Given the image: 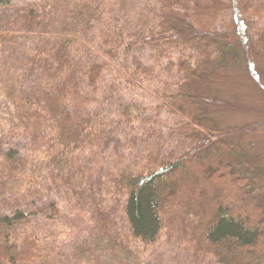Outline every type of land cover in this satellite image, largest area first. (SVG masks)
Masks as SVG:
<instances>
[{
	"label": "trees",
	"instance_id": "obj_1",
	"mask_svg": "<svg viewBox=\"0 0 264 264\" xmlns=\"http://www.w3.org/2000/svg\"><path fill=\"white\" fill-rule=\"evenodd\" d=\"M156 2L155 32L142 35L138 29L126 37L112 21L104 29L96 21L99 33L92 35V18L98 19L96 11L106 0L75 3L83 22L71 29L56 24L60 3L45 0L18 9L11 0H0V14L11 13L0 20V94L11 108L5 136L21 145L0 161L1 195L25 202L32 187L59 193L74 189L73 182L87 185L96 150L110 140L97 99L106 84L119 80L112 71L116 61L127 63L139 48H190L193 55L187 60L168 55L170 66L187 83L244 59L253 75L264 77V26L249 21L238 31L207 32L189 17L194 0ZM127 68L118 73L135 85L136 74L149 77L156 71L140 62L133 63L132 73ZM163 107L181 120L180 132L187 130L183 135L190 147L156 159L148 171L107 175L112 191L126 198L123 211L132 236L150 248L176 218L194 255L213 257L219 264H264L263 187H253L264 169L248 167L250 156L232 138L262 129L264 122L222 128L184 85L165 97ZM46 198L32 199L28 213L16 205L13 215L0 216V225L12 228L32 217L55 220L58 202ZM52 255L32 233L15 230L0 238V264H53Z\"/></svg>",
	"mask_w": 264,
	"mask_h": 264
},
{
	"label": "rangeland",
	"instance_id": "obj_2",
	"mask_svg": "<svg viewBox=\"0 0 264 264\" xmlns=\"http://www.w3.org/2000/svg\"><path fill=\"white\" fill-rule=\"evenodd\" d=\"M44 1L11 0L18 9H27ZM46 1L60 3L57 26L71 29L74 23L82 21L75 7V3L81 0ZM124 2L106 0L100 6L96 11L98 19L92 18V35L99 33L96 21L103 29L109 22H115L126 37L129 31L138 29L142 30V35L155 32L156 0ZM10 14L9 11L1 13L0 20L4 22ZM189 17L198 28L207 32L238 31L244 25L247 27L249 21L263 27L264 1L194 0ZM104 22L105 26L101 25ZM167 48V45L146 46L132 53L127 63L116 61L117 67L112 71L120 78L104 86L95 106L100 108V117L107 123L110 140L107 147L96 150L92 175H89L91 180L87 185L73 182L71 187L74 189L59 193H47L32 187L26 192L27 202L20 197L16 200L8 193L0 194V216L13 215L16 205L28 213L33 209L32 199L41 195H48L47 200L58 202L60 216L53 221L32 217L12 228L0 225V238L15 230L32 233L41 240L46 252L53 253V264H219L213 257L196 256L189 250L184 226L176 218L155 245L144 248L132 236L124 215L125 196L112 191L107 176L110 171L125 169L148 171L156 159L171 153L180 154L190 147L189 140L183 135L187 130L180 132L181 120L171 116L163 107L165 97L178 93L182 85L186 93L201 98L204 113L215 118L222 128L264 122V77L259 73L253 75L247 60H242L236 67L219 70L200 82L187 83L170 66L168 55L176 61L187 60L193 51L180 44L171 46L166 53ZM134 62L155 67L156 71L149 77L136 74L135 85L117 70L128 66L132 73ZM10 112L11 108L0 94V161L10 149L21 146L5 136ZM232 138L240 142L250 156L248 167L264 169V127ZM260 180L254 182L253 187H263L260 201L264 202V177ZM41 182L42 179L37 180V183ZM1 189L0 185V192Z\"/></svg>",
	"mask_w": 264,
	"mask_h": 264
}]
</instances>
